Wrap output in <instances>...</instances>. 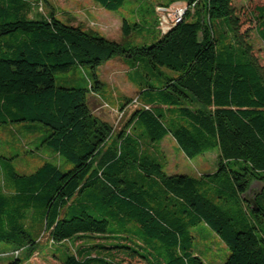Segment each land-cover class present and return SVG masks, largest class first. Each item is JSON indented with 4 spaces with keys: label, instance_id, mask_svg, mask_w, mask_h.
Here are the masks:
<instances>
[{
    "label": "trees",
    "instance_id": "obj_1",
    "mask_svg": "<svg viewBox=\"0 0 264 264\" xmlns=\"http://www.w3.org/2000/svg\"><path fill=\"white\" fill-rule=\"evenodd\" d=\"M94 1L115 12L126 3ZM179 1L194 9L153 43L135 45L127 38L140 24L126 18L122 44L53 8L45 15L29 0H0V128L45 132L26 153L46 147L52 156L29 174L13 164L20 155L0 157V247H11L9 264H23L19 253L32 255L45 236L52 245L75 239L71 254L57 257L62 264H122L120 256L206 264L196 245L205 226L228 247L224 264H264V65L233 0ZM118 57L156 73L116 129L89 100L103 86L97 69ZM78 66L92 71L86 87L57 84V74ZM125 102L122 111L133 103ZM168 135L189 157L217 150V171L168 174L156 145Z\"/></svg>",
    "mask_w": 264,
    "mask_h": 264
},
{
    "label": "rangeland",
    "instance_id": "obj_2",
    "mask_svg": "<svg viewBox=\"0 0 264 264\" xmlns=\"http://www.w3.org/2000/svg\"><path fill=\"white\" fill-rule=\"evenodd\" d=\"M32 2L35 11H40L45 15L54 9L57 16L68 23L69 18H73V23H82L87 29L100 32L105 37L125 44L127 39L135 45L144 43L151 44L165 26V18L169 11H164L166 7H181L184 3L175 0L170 6L162 5L168 0H126L125 5L119 11H109L100 6L94 0H29ZM233 4L242 8V18L245 21L244 30L251 28L252 39L255 44V52L261 63L264 65V48L256 32V21L254 15H258V8L264 7V0H233ZM171 11V9H170ZM126 18L130 23H139L140 30L134 31L130 38H124L122 32L123 19ZM167 19V18H166ZM75 21V22H74ZM162 32V31H161ZM163 69H160V71ZM156 71L149 68L132 71L130 64L121 58L113 59L99 67L96 71L99 79L103 82L99 90V97L91 95L90 106L95 114L111 122L118 129L129 119L138 104H132L138 96L140 85L147 80L148 75ZM142 76V77H140ZM89 78L93 80L91 69L85 67H75L68 73L56 75V81L59 86L65 87H86ZM156 82V80H154ZM157 83V82H156ZM102 97L104 100H102ZM118 100L126 101L125 106L131 105L124 111L115 107ZM195 107H201L194 101ZM125 108V107H124ZM45 132H35L24 124L3 126L0 128V157H13L20 155V158L14 160L15 168L21 173L29 174L38 169L44 162L52 158L50 151L46 147L40 150L26 153L29 150H35L43 139ZM159 148L161 162L168 174H189L192 176L212 174L218 168V151H210L195 157L187 156L180 148L171 135L166 136L161 142L156 143ZM57 159V157H54ZM64 170L71 167L62 159ZM47 237L37 246V249L30 255V250H23L19 253L23 258V264H62L58 256L71 254L73 247L76 246L75 239L61 244H50ZM197 250L206 264H224L229 249L209 227L202 229L200 238L196 240ZM9 253L0 254V264H9L13 259L11 247H0ZM122 264H146L140 258L131 259L120 256Z\"/></svg>",
    "mask_w": 264,
    "mask_h": 264
},
{
    "label": "built area",
    "instance_id": "obj_3",
    "mask_svg": "<svg viewBox=\"0 0 264 264\" xmlns=\"http://www.w3.org/2000/svg\"><path fill=\"white\" fill-rule=\"evenodd\" d=\"M194 5L190 6L189 4L187 3H184L181 7H176L174 9H172L173 7H166V8H163L164 11H169V15H167V19L165 18V26L164 28H161L162 30V33H165L167 32L173 25L179 23L185 16L186 12L191 9L193 10ZM171 9V11H170ZM137 104V99H135L133 101L132 104ZM16 254L18 255V252H16Z\"/></svg>",
    "mask_w": 264,
    "mask_h": 264
},
{
    "label": "crops",
    "instance_id": "obj_4",
    "mask_svg": "<svg viewBox=\"0 0 264 264\" xmlns=\"http://www.w3.org/2000/svg\"><path fill=\"white\" fill-rule=\"evenodd\" d=\"M71 19H73V18H71ZM75 22V21H74ZM76 23V22H75ZM76 24H82V23H76ZM104 100V99H103ZM105 101V100H104ZM122 104H123V101L122 100H118L117 101V103H116V106L117 107H115V108H117V109H119V108H121V106H122Z\"/></svg>",
    "mask_w": 264,
    "mask_h": 264
}]
</instances>
